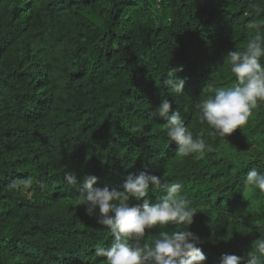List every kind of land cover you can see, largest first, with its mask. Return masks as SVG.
Here are the masks:
<instances>
[{
  "label": "trees",
  "instance_id": "trees-1",
  "mask_svg": "<svg viewBox=\"0 0 264 264\" xmlns=\"http://www.w3.org/2000/svg\"><path fill=\"white\" fill-rule=\"evenodd\" d=\"M254 18L264 19V0H0V264H105L96 248L112 238L86 232L65 173L120 189L145 169L183 185L198 247L239 248L246 262L264 239V193L243 183L264 172V103L225 140L197 105L234 82L226 54L246 47ZM168 71L185 94L164 84ZM163 99L205 140L203 159L176 154L152 115ZM32 176L44 187L12 189ZM200 189L214 203L196 200ZM163 194L150 191V203Z\"/></svg>",
  "mask_w": 264,
  "mask_h": 264
},
{
  "label": "clouds",
  "instance_id": "clouds-1",
  "mask_svg": "<svg viewBox=\"0 0 264 264\" xmlns=\"http://www.w3.org/2000/svg\"><path fill=\"white\" fill-rule=\"evenodd\" d=\"M260 11L257 9L258 14ZM245 27L253 34L246 47L226 54L234 82L229 87L216 89L214 95L207 96L197 105L201 120L223 139L246 125L253 111L264 103V63L261 61L264 58V19L254 18ZM173 76L174 72L168 71L164 84L176 94H185L184 80L173 79ZM152 115L165 121L168 142H175L178 156L195 154L197 159L205 157L208 147L205 140L193 137L181 113L172 110L169 99L161 100ZM64 179L86 206L87 216L81 218L86 232L102 230L107 234L108 231L112 238L110 246L96 248L95 254L105 258V264H206L205 261L211 264H261V258H264V239L256 240L254 251L248 253L246 262L239 248L231 247L230 251L218 256L198 247L201 239L188 230L197 212L181 195L183 185L168 184L154 175V171L148 173L145 169L129 175L120 189L94 188L97 178L92 175L77 180L74 173L66 171ZM243 183L250 195L256 190L264 193V172L251 169ZM34 185L44 187L34 176L16 181L11 187L27 194ZM161 189L164 194L159 201L150 203V191ZM203 190H198L196 200L214 203L207 195L200 194ZM177 225L182 227L170 230ZM74 226L76 229L83 227L81 224ZM154 228L158 229L155 238L144 242L148 230Z\"/></svg>",
  "mask_w": 264,
  "mask_h": 264
}]
</instances>
